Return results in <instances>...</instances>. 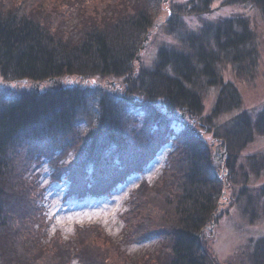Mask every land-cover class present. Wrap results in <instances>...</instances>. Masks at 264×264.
<instances>
[{
	"label": "trees",
	"instance_id": "16d2710c",
	"mask_svg": "<svg viewBox=\"0 0 264 264\" xmlns=\"http://www.w3.org/2000/svg\"><path fill=\"white\" fill-rule=\"evenodd\" d=\"M70 1L61 13H43L31 4L35 0H0V264H64L71 258L111 264L89 243L102 232L99 226H77L74 240L65 242L48 235V222L43 238L29 232L38 222L36 198L43 194L33 174L47 163L51 177L68 183L67 197L100 198L141 173L166 142L174 147L165 167L154 182L138 185L120 218L129 228L134 214L128 213L138 208L147 226L170 213L167 264H215L202 233L225 196L220 173L225 164L232 170L228 160L235 163V155L264 136V109L255 117L243 112L238 88L220 74L223 65L244 77L258 69L248 15L183 35L178 47L162 46L145 66L138 58L145 36L157 28L163 0ZM215 1L221 0H189L166 23L177 24L186 13L209 15ZM222 1L264 16V0ZM74 14L81 19L77 30L62 33V22ZM109 77L118 82H90ZM70 78L76 83L55 90L47 85ZM216 92L206 113V97ZM198 125L210 142L196 132ZM216 141L227 153L222 163L212 148ZM253 161V172H264V157ZM261 210L264 218V200L255 207ZM263 235L251 242L248 264H264Z\"/></svg>",
	"mask_w": 264,
	"mask_h": 264
},
{
	"label": "rangeland",
	"instance_id": "374dc122",
	"mask_svg": "<svg viewBox=\"0 0 264 264\" xmlns=\"http://www.w3.org/2000/svg\"><path fill=\"white\" fill-rule=\"evenodd\" d=\"M20 1L13 0V3ZM27 1L30 2L31 0ZM35 1L31 4L36 9H40L41 12L43 10V13L49 9L53 10L54 13H61L66 10L70 0ZM78 1L84 2V0ZM100 1L98 0V2ZM188 1L163 0L160 17L157 18L158 20L155 23L157 28L154 32H150V35L145 36L148 40L145 50L141 53V56H143H140L143 59L141 64L150 66L162 46L178 47L183 35V38H185L188 35L200 34L215 28L217 24H223L226 20L232 18L236 20L237 17L248 15L250 26L258 43L260 57L258 69L253 71V76L249 74L244 77L239 76L231 65H223L220 74L226 83L230 82L238 88L242 100L241 110L255 117L264 109V16L259 11H251L239 5H225L221 0L214 2L212 13L209 15H190L186 13L187 15L180 17L181 21H178L177 24L171 25L172 20L166 23L171 12L175 15L178 13V7L183 8L184 5L187 7ZM70 2L73 4L72 1ZM26 4L31 5L30 3ZM86 7L90 8L88 5ZM175 17L177 16H174L173 19ZM70 19L62 22L64 23L62 33L77 30V24L81 22L80 17L74 14V17ZM115 80L112 77L107 79L94 78L90 82L109 86L111 83L116 84L118 82H114ZM74 82L76 83L75 79L71 78L58 79L55 83H51L52 85H47L55 90L59 87L73 85ZM3 83V78L0 77V86ZM23 85L19 84L18 86L24 88ZM40 87L42 86L39 85L38 88ZM217 97V92L214 97L210 94L207 95L205 101L206 113L211 110L209 108L214 105L218 99ZM220 120L224 122L228 119L224 116ZM194 129L196 132L204 134L207 141L211 139V136L205 130L199 128V125ZM214 144H216V148H212L215 150V154H222L219 157V161L222 163L221 161L227 158V153L223 148L224 144L220 146L221 142L217 141ZM173 147L171 142L161 145L156 151V157L148 161L141 173L130 175L120 183L121 185L114 192L100 198L87 197L80 200L75 196L72 198L67 197L68 183L51 177L53 171L47 163L39 166L33 175L34 179L37 178V182H39L40 189H38V193L42 191L43 194L40 196L39 193L36 198L38 204L33 210L38 214L36 217L38 222L33 221L32 224H28L29 232L31 230L32 234L38 236L37 238H43L41 231L45 227L43 226L45 222H48V235L50 237L59 235L61 242H65L74 240L77 226H99L103 233L95 232V235H92L94 241L90 242L89 239V243L97 244L98 247L95 250H99L101 254L108 256L111 264H167L171 253L169 251L171 245L169 235L171 230L169 228L171 224L167 222L170 221L171 214L169 213L164 218L165 220H155L147 226L145 225V218H141L143 209L138 208L137 212L128 213L129 216L134 214L128 220L131 223L129 228L126 226V221L124 222L120 216L129 211V209L126 211V202L130 201V195L137 189L138 185L146 180L152 183L157 179L165 167L168 153ZM235 156L237 157L235 163H232V159L228 160L229 164L233 165L232 170L226 167L225 164L224 170L220 173L224 184H226V187H224L225 196L218 205L220 207L213 218L212 225H209L208 229L206 228L202 233L207 254L216 262L215 264H248L246 252L249 248H252L251 242L259 234H264V222L261 221L264 219L262 218L263 211H255V207H263L264 198L261 199V194L264 192V172L260 171L261 174L253 172L255 165L252 167L253 157H264V136L254 138L251 144ZM139 223L142 224L141 227H139ZM107 252L108 254H106ZM64 264L81 263L75 258H71Z\"/></svg>",
	"mask_w": 264,
	"mask_h": 264
},
{
	"label": "water",
	"instance_id": "95a60500",
	"mask_svg": "<svg viewBox=\"0 0 264 264\" xmlns=\"http://www.w3.org/2000/svg\"><path fill=\"white\" fill-rule=\"evenodd\" d=\"M147 40H148V38L145 39V43H144V45L142 46L143 50H145V46H146V42H147ZM138 59H139L140 62H141V59H140V58H138ZM180 117H181V118H184V115H180Z\"/></svg>",
	"mask_w": 264,
	"mask_h": 264
}]
</instances>
